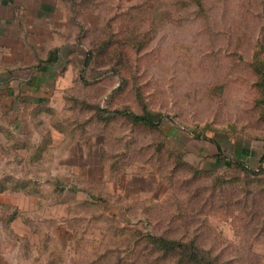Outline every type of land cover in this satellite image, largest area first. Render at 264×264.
Listing matches in <instances>:
<instances>
[{"label": "rangeland", "instance_id": "374dc122", "mask_svg": "<svg viewBox=\"0 0 264 264\" xmlns=\"http://www.w3.org/2000/svg\"><path fill=\"white\" fill-rule=\"evenodd\" d=\"M28 1L0 33V189L39 197L16 264H176L149 234L264 264V0Z\"/></svg>", "mask_w": 264, "mask_h": 264}, {"label": "trees", "instance_id": "16d2710c", "mask_svg": "<svg viewBox=\"0 0 264 264\" xmlns=\"http://www.w3.org/2000/svg\"><path fill=\"white\" fill-rule=\"evenodd\" d=\"M114 43V40L111 38H107L97 49L100 52H105L109 49L110 46ZM95 50H88L87 56H90L91 52ZM61 48L56 47L52 52L49 58L44 60V64L51 65L55 64L57 59L60 57ZM87 58V57H86ZM90 60L88 57L87 61ZM89 62V61H88ZM87 62V63H88ZM117 67L113 68V71H117ZM85 81H88L87 78H85ZM97 111L96 114L100 117H102V120L105 121H112L113 119H117L119 117H123L131 121L134 125L138 126H144L148 128H156V129H162L163 122H164V115L159 114L156 116V114L153 111H149L147 106L145 105L143 107L142 111H132L128 108L124 109H106L104 107L97 105ZM61 129H64L63 126L60 127ZM29 145V144H28ZM27 145V146H28ZM5 181V179H3ZM4 189V187L2 188ZM62 190H65V185L62 186ZM75 190H78L76 188ZM88 191V190H87ZM36 192V191H33ZM101 199L103 200V197L101 196ZM149 242L160 251H164L165 253H172L178 256V260L176 261V264H221L216 261V259H200L198 258V253L201 252L200 247L195 245L193 242H184L179 239H170L167 236H156L153 234H149L148 236ZM137 243V241H136ZM134 245L132 246V243L129 245V248H131V253H134L133 249ZM135 247H138L135 246ZM193 250H197L198 252H194ZM230 264V262H229Z\"/></svg>", "mask_w": 264, "mask_h": 264}, {"label": "crops", "instance_id": "0c3cea01", "mask_svg": "<svg viewBox=\"0 0 264 264\" xmlns=\"http://www.w3.org/2000/svg\"><path fill=\"white\" fill-rule=\"evenodd\" d=\"M28 0H0V33L5 32L6 7L12 4L28 3ZM41 4H47L46 0H41ZM39 77H31L28 81L29 84L37 86ZM5 79L0 77V85L5 83ZM21 195L24 198H36L38 202L37 192L28 191L27 193L19 194L13 193L8 189H0V264H16L20 253V246L17 239H21V233L17 230L19 222H23L22 217L19 215L23 208ZM26 200V199H25ZM26 211V210H25ZM19 237V238H18ZM20 257V256H19Z\"/></svg>", "mask_w": 264, "mask_h": 264}]
</instances>
